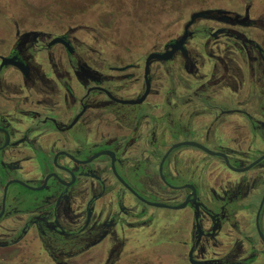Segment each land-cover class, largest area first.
Masks as SVG:
<instances>
[{"label":"flooded vegetation","instance_id":"af4514ba","mask_svg":"<svg viewBox=\"0 0 264 264\" xmlns=\"http://www.w3.org/2000/svg\"><path fill=\"white\" fill-rule=\"evenodd\" d=\"M47 4L0 9V261L264 264V3L127 37Z\"/></svg>","mask_w":264,"mask_h":264},{"label":"rangeland","instance_id":"374dc122","mask_svg":"<svg viewBox=\"0 0 264 264\" xmlns=\"http://www.w3.org/2000/svg\"><path fill=\"white\" fill-rule=\"evenodd\" d=\"M23 2L35 4V7L48 2L46 7H51L49 10L53 12L61 11L67 7L69 11H74L72 14L74 18H82L84 23L90 28H94L99 35L101 27L102 32L111 36L121 34L127 37L129 34L148 32L151 28H157L163 16L161 8L165 6L168 7V25L170 29H173L176 26L174 17L177 16L178 9H182L184 17L187 18L190 12L200 7L231 8L243 6L245 3H253V10L258 14L263 10H260L259 6L264 3V0H0V9L9 12L23 11ZM73 6L83 7V9L79 10ZM146 10L148 11L145 14ZM149 11L152 12L151 20H157L158 25L152 24L150 21ZM144 19L147 20L146 24L143 23ZM17 254L16 249H9L3 254L4 259L0 261V264H18L19 255Z\"/></svg>","mask_w":264,"mask_h":264}]
</instances>
